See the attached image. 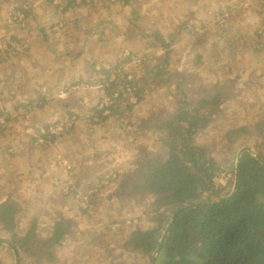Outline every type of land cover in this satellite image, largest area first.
Masks as SVG:
<instances>
[{
  "label": "rangeland",
  "instance_id": "rangeland-1",
  "mask_svg": "<svg viewBox=\"0 0 264 264\" xmlns=\"http://www.w3.org/2000/svg\"><path fill=\"white\" fill-rule=\"evenodd\" d=\"M5 1L7 2V0ZM10 1L12 0H9V6L14 7ZM88 1L90 2L91 0ZM111 1L113 0H106L105 6L108 2L112 3ZM50 4L52 6L51 0ZM116 4L119 7V11H122L121 14L127 11L120 27L113 30L118 38L122 35V42L117 43L114 49L117 56L107 57L108 59L104 58L102 47H98L92 53L89 52L91 56H89V62L86 64L88 68L83 74H81L82 70L79 68L72 71L70 77H67V84H72L71 79L93 84L88 86L85 89L86 91L80 90L76 93L70 90V94H74L72 98H82L80 108H76L77 111L71 114L72 117L60 116L53 120H47L39 125V127L41 126L39 130H37L39 127L31 126L24 131L21 125L16 122L17 124L14 129L9 131L2 130L0 132V189L2 185L11 189L10 193H12V197L17 202V197L24 194L29 196L30 192H24L28 187L32 189L34 196L35 189L32 185L36 183H39L38 189L42 197H52L56 194V190L60 192V185L59 188H54V181H51V179L43 178V182L45 183H40L42 175L36 172L38 169V157H40L39 152H45L47 148L44 146L39 151V142L32 136L35 137L36 133H44L38 137L43 138L45 143L48 144V140L55 132L64 139H70V136H66L65 131L61 128L62 124L66 121L72 120L80 126L81 122L75 118L79 117L80 120H85L90 124L92 120L91 116L94 115L91 111L97 106H105L104 103L109 101L108 99H103L104 89L107 86L102 83V80H104L102 70L104 68L109 70V66L115 63L117 57L121 64L123 61L121 53L125 51L124 57H126L133 50L137 53L139 61L147 55L151 63L157 60L162 67L161 77L155 82L156 88L162 91L158 96L150 97L142 109H136L137 111H135L134 115L137 119H141L144 115L149 114V111L152 109L159 120L173 117L175 107L181 101L184 94L185 84H178L175 89L181 94L171 96L168 100V94L164 91L165 87H162V85L158 87L159 83L167 81L166 73L171 76L172 73L183 72V69L187 68L188 71L186 72L185 79L189 83L197 79L192 88L205 90L200 96V98H204L218 94V87L226 81V77L237 79L239 74L249 67L250 73L246 72L244 74L248 76L246 79L247 83L248 85L251 83L258 85L260 89L258 87L250 89L248 86L245 88H239L236 85L230 86L233 92L231 99H229L231 102H228L226 107L220 110L219 114L213 119V125L204 132H201L196 140V144L199 147L208 149L209 156L215 159L217 167L220 170V176L219 178H215L212 190L203 196L201 202L204 203L229 197L234 188L237 154H239V151L243 148H251L264 158V147L257 149V145L263 143L264 139L256 134L254 127L257 122L264 121V33L262 39L257 35L264 32V22H262L263 18L255 13L262 10L259 0H116L114 5ZM68 6V2H65L61 9L54 7L58 18L51 17L50 21L52 25H56L53 27L55 35H53L54 37L50 41L53 49L61 48L67 43L65 37L62 36L65 32L62 26L63 23L59 21L67 20L69 24L78 22L81 26L72 31L81 37H86V33L88 32L82 22H86L88 29H92L87 16L78 14L77 17H72V13H64ZM11 7H7V10L5 9V16H3L4 12L0 8V22L2 21V24L5 22L3 18L6 17V20H10L9 16L12 14ZM228 10L233 11V14L236 15L232 19L234 25L232 27L225 26V29H223V27L217 24L216 20L221 17L220 13ZM67 15L69 16L64 19ZM95 18L96 22H98L102 17L97 16ZM55 19H58V21L55 22ZM23 22L25 21L23 20ZM80 30L84 32H79ZM206 32L208 33V41L203 46L204 51L202 52H206L207 50L216 52L217 60L221 64V71L218 75L211 71L214 67L215 58L200 52V55L205 59L200 63L196 59L195 51L191 47L195 41V36L200 37V33ZM143 33L148 36H144ZM157 35L166 44L171 43L172 50L169 52L170 61L167 65L165 64L166 56L159 38L156 37ZM96 36L102 44V33L97 32ZM210 38L212 40H209ZM233 39L237 40L239 44L227 42ZM76 40L79 41V39ZM213 41L216 42L217 49L214 47ZM112 50L113 45L109 47V51L111 52ZM14 59L15 55L10 57V59H0V91L6 92V90L12 89L18 93H20V90L23 92L22 69L25 58L17 61ZM138 60L133 64L134 69L139 65ZM102 61H108V63L102 64ZM197 61L199 62L198 64ZM192 64H197L199 67ZM95 65V69L100 72L98 75L94 73ZM124 68L129 71V65L124 66ZM87 70H90V72L86 73ZM45 74L46 72H43L42 74H35L33 76L37 77V84L41 83ZM135 75L141 77L143 70L140 67L137 68ZM132 79H134V76ZM217 79L221 81L217 82ZM140 84L142 85L143 81ZM153 85L152 83L151 86ZM39 86L35 89H33V85L26 86V88L31 87L30 93L33 94L38 91ZM65 96L61 93V97ZM114 98H118V95H115ZM86 101L87 104L85 103ZM184 101L189 102V104L192 103L191 97ZM165 103L167 105L164 107ZM0 104H4V102L0 101ZM0 109H2L1 105ZM11 116V118H15V116ZM96 121L102 122L101 119H96ZM82 133L77 135V141L85 139ZM157 139L151 130H143L138 144L141 148L146 149L151 157L165 160L168 157V151L164 146L160 145ZM99 142L100 140L94 146L95 151L90 152L88 156L93 157L92 155L97 151ZM52 143L53 139L50 145ZM66 145L58 141L55 146L58 148L51 154L41 157V160L46 161L48 171H50L51 163L55 167V170L62 174V176H59L60 180L63 182L67 181L66 184L71 186L69 175L72 171L71 164L75 163L74 161L79 164L85 152H73ZM70 146L73 147L71 144ZM234 152H238L235 156V162L229 165L232 153ZM111 154L120 155L118 152ZM41 160L39 161L40 163ZM124 170L114 168V172L119 175L117 183L110 184L102 189H100L102 182L100 183L99 177L95 175L96 173L89 177H83L84 180H89V187L92 186L95 189L101 190L102 209L98 208V210H100L101 215L104 214L106 217L105 221L102 222V219L100 221L89 220L84 225V220L80 214H77V207L72 202L73 198L69 199L68 201L70 202L66 204L73 213V218L68 221L73 233L79 227H81L82 231L87 228L89 234L93 237H98V233H100L102 245L97 248V251L86 249L78 252L77 250H71L72 245H67L64 242L61 248L55 250V262L45 260L39 263V259H37L38 254L32 255V259L22 260L21 258L19 259L18 253V264H146L149 260L144 257L138 259L139 257L129 251L128 248H125V246L132 231L148 229L149 226L145 227L149 224L148 218L156 212L151 207L154 200L150 196L135 198V195L132 194L124 193L123 195H119L121 185L118 183L125 177L123 175ZM1 197L2 195H0V199ZM74 197L79 200L77 196ZM48 203L47 201H41V205H37L32 201L28 202V214L30 211L37 210V213L46 215L47 220H52L53 216L57 213V208L55 207L53 214L51 212L47 214L49 210ZM119 204L123 205L121 209L116 214H112L111 217L108 216L110 209L115 210ZM178 210L176 209L174 213ZM123 216H126L127 219L122 218ZM121 223H124L129 228L117 232L118 229L115 228H118ZM109 226L114 231L108 232L107 230H110ZM0 264H16L14 254L12 252L8 254L7 251L0 249Z\"/></svg>",
  "mask_w": 264,
  "mask_h": 264
},
{
  "label": "trees",
  "instance_id": "trees-1",
  "mask_svg": "<svg viewBox=\"0 0 264 264\" xmlns=\"http://www.w3.org/2000/svg\"><path fill=\"white\" fill-rule=\"evenodd\" d=\"M47 1L50 3V0ZM61 1L69 4L64 13L72 6H79L80 8L86 6L84 0H80V3H76L77 0ZM113 1V3L108 2V4L114 5L116 0ZM259 3L262 10L255 13L260 15L263 18L262 22H264V0H259ZM233 13L230 10L220 13L221 17L216 20L217 24L223 29L225 26L232 27L234 25L232 19L236 17ZM239 16L241 15L239 14ZM9 17V23L15 26H21L24 23L21 18L24 21L27 19V15L20 9L13 10ZM59 22L63 23L65 32L62 36L67 40L68 31L64 24L65 21ZM54 26L56 25L54 24ZM51 30L52 32L44 35L46 40L49 36L50 38L54 37V28ZM263 33L257 34L260 39L263 38ZM143 35L148 36L145 33ZM207 35V32L200 33V37L196 35L195 41L191 45L195 51V57L200 63L203 60L200 52L204 51L203 46L208 41ZM156 37L161 42L166 56L165 64L167 65L170 61L171 43L166 44L161 37L158 35ZM116 39V36H111L107 41H115ZM7 40L0 37V44L4 46V49L0 51V59H10L13 55H15L14 60L16 61L26 58L30 51L28 39L10 37ZM213 43L217 49L216 42L213 41ZM236 43L239 42L236 41ZM124 55L125 51L121 53L123 58L121 64H113L109 66V70L105 68L102 70L104 74L102 83L107 86L104 89L103 99H108L111 105L102 111L98 109L99 106L94 108L91 111L94 113L91 119H101L102 123L108 126L119 125L123 138L126 140H130L132 135H140L143 130H151L158 138L160 145L168 151L167 159L153 160L147 150L144 149L135 157L133 168L124 167V173L128 176H125L118 183L121 185L119 195L132 194L135 195V198L150 196L154 200L151 207L156 212L149 217L150 227L143 231H133L128 240V244L132 246V249L128 248L129 251L137 255L138 259L144 257L149 260H146V264H152L153 256L160 247L174 211L201 202L203 196L212 190L214 180L220 173L215 159L209 156L208 149L199 147L196 140L201 132L213 125V119L220 110L226 107L228 102H231L229 99H231L233 92L230 86L234 84H230L228 87H219L218 94L201 98L195 103L189 104V102L184 101L179 107L176 105L173 117L168 119L159 120L155 116V111L150 110L153 115L152 122L155 125L151 129H147L145 121L132 119L128 114L143 107L150 97L158 96L162 91L155 86L156 80L161 77L162 67L157 60L151 63L147 55L139 61L137 53L133 50L126 57ZM136 60H138L139 65L134 69L133 64ZM197 64L192 65L197 66ZM127 65H129L130 72L124 68ZM139 67L143 70L141 77L135 75L136 69ZM95 68L96 65L94 66V73L100 74ZM133 76L134 79H132ZM165 76L167 77V73ZM79 81L75 86L93 85L89 82ZM141 81H143L142 85L140 84ZM152 83L153 86H151ZM144 86L147 89H144ZM256 87L260 89L258 85L249 88ZM41 92L43 93L41 100L34 102L33 105L31 103L24 106L21 90L20 95L16 90L11 89L8 92L1 90L0 101H3L4 104L0 105L5 111L0 115V120H3L4 114L10 115L7 111H10L18 120L28 117L31 114L29 108H35L36 104H38V108H43L44 94L46 93ZM115 95H118V98L115 99ZM172 96H176L173 90ZM132 98L135 99V103L131 101ZM106 111L109 113L105 115ZM7 120L9 119H4L5 122ZM3 127L5 126L0 123V132H2ZM254 127L256 134L264 139V121L257 122ZM52 139L54 141L56 138L50 137L48 144L45 143L42 146L50 149ZM136 141L132 145L140 146ZM261 147H264V142L257 145V149ZM98 155L95 152L93 157L89 156L87 159H96ZM78 165L80 166V164ZM86 167L80 166L83 174L78 176L75 175L74 163L71 164L72 171L69 173L71 186L58 178L63 186L61 187V195L66 199L73 198L84 216L91 218L98 213L102 194L100 189L106 188L110 184H116L119 175L114 172V168L107 165L109 170H105L102 166L100 174L94 172L99 177L100 183L102 182L100 189H95L86 185L88 179H83L86 176L85 172H88L85 170ZM87 191L89 192L86 193ZM74 196L80 197L79 200ZM22 212L23 209L20 204L10 197L0 206V227L11 236V243L18 249V252L27 246L30 247L33 239L35 243L33 246L36 245L39 250V253H36L39 263L45 260L55 262V250L63 246V238L67 234L64 231H68L65 222L60 224L61 227L58 232L55 231L51 237L44 240L40 238L37 223L34 220L28 225V232L23 238H20L17 228ZM123 227L127 226L121 223L115 229L119 230ZM112 230L113 228L107 231L111 232ZM154 264H264V166L251 154L245 153L240 166V185L235 196L224 202L199 206L179 214Z\"/></svg>",
  "mask_w": 264,
  "mask_h": 264
},
{
  "label": "crops",
  "instance_id": "crops-1",
  "mask_svg": "<svg viewBox=\"0 0 264 264\" xmlns=\"http://www.w3.org/2000/svg\"><path fill=\"white\" fill-rule=\"evenodd\" d=\"M84 1L86 3L85 7L80 8L79 6L76 7L72 6L65 13H69V12L70 14L72 13V17H77L78 14H83L84 16H87L89 20V24L92 29H88L87 23L82 22L83 26L86 28V31L88 32L86 33V37H81L72 31L75 28H79L81 25L78 24V22L73 23L74 25L69 24V22L65 20V26L68 31L67 43L65 46L61 48L53 49L50 44L52 37L50 38L49 36L48 40H46L44 35H47L50 32H52L51 29L54 27V25H52V23L50 22L51 17L58 18V16L55 14L56 11L54 7L51 6V4L47 0H12L10 1V3L13 4L14 7L9 6V0H7V2L5 0H0V8H2L4 12L3 16L6 15L5 9L7 10L8 9L7 7H11L12 9L11 11L20 9L24 11V14L27 15V19L21 26H15L13 24H10L9 20H6L7 19L6 17L3 18L5 22L3 24L1 23L2 21L0 22V37L5 38L6 41H8L7 38L10 37L26 38L30 42V51L25 58V62L22 69V75H23L22 103L24 104V106L31 103L33 105L34 102L41 100V95L43 94L41 91L46 93L44 94L45 96L44 107L38 108V104H36L35 108H29L31 114H29L27 120L25 117V120L28 122V124H31L34 127H39V125L44 123L45 121L56 119V117H60V116L72 117L71 114L73 112H76L77 110L76 108L77 107L80 108V101L82 99L81 97L72 98V95L74 94H67L65 97H61V93L65 95V93L68 90H72V88L78 87L75 85H77L78 82H80L79 80L75 81L74 79H71L72 84H67L68 83L67 77H70L71 72L74 71L75 69L81 68L82 70L81 74L85 72V70L88 68L86 64L89 62V56H91L89 52L92 53L94 49L98 47H102V55L104 58L114 55L117 56V54L114 52V49L116 48L117 43L122 42V35H120L118 38V36L115 35V32L113 30H115L117 27H120L122 21L126 16L127 11L121 14L122 11H119V7L117 4L116 5L107 4L105 6L106 0H91L90 2L88 0H84ZM111 2L113 3L114 1ZM69 15L65 16L64 19L67 18ZM97 16L102 17L101 20L98 22H96V18H95ZM57 21L58 19H55V22ZM84 31L80 30L79 32H84ZM97 32L102 33V37H103L102 44L98 41V38L96 36ZM110 35L116 36L117 39L115 41H107L111 37ZM76 39H79V41H77ZM236 41L237 40L233 39L227 42L233 44L236 43ZM111 45H113V50L110 52L109 47H111ZM202 53L206 55H211V57L215 58L214 67L211 71H213L216 75H218L221 71V64L217 60L216 52L207 50L206 52H202ZM202 59H204V57H202ZM103 63L107 64L108 61L107 62L102 61V64ZM114 64H120L118 57ZM185 69H183L184 73L182 74L184 77L186 75ZM89 71L90 70H87L86 73ZM43 72H46V74L44 75L41 83L37 84V77H33V76L35 74H42ZM246 72L250 73L249 67L244 71H242L237 79H231L229 77H226V81L224 83H221L220 87H228L230 84H234L239 88L254 86L255 84L253 83L248 85L246 80L248 76L244 75ZM172 75H175V73H172ZM216 81L219 82L221 80L217 79ZM32 85H33V89L38 88V86L40 85L38 91L33 94L30 93L31 87H29L28 89L26 88V86H32ZM8 91L9 90H6V92ZM204 92L205 90H201L198 88L195 96L191 97L192 102L195 103L197 102L198 99H201L200 96ZM85 103L87 104V101ZM4 111L5 110L3 108L0 109V115H2ZM75 118L79 122H81V125L83 126L88 124L87 121L80 120L79 117H75ZM60 142L62 144H67L66 146L70 147L71 151L73 152L83 151L86 145V142L84 140L75 142L76 145L78 146L74 148L71 147L70 144L74 145L75 143L69 139L62 140ZM57 143L58 141L54 140L53 143L50 145V149H47L45 152H39L40 157H38V169L36 172L42 175V179L40 183L43 182V178L51 179V181H54V178H58L59 176H62L60 172H57L55 170V167L50 162H49L50 171H48V169L46 168V161L41 160L42 159L41 157L51 154L52 152H54L55 149L58 148L55 147ZM43 147L44 146H39V151ZM237 153L238 152L232 153V157L229 162V165L235 162V156ZM103 156L105 155L102 149V156L98 155L96 156V159L95 158L87 159L86 162L87 167L85 168V170L88 171L85 172V175L87 177L94 174L95 171L96 173L100 174V168L102 166H104V169L107 170L108 169L107 165L110 168H118L120 170L124 169V167L129 169L131 168L136 157L135 156L131 159L126 160L121 154L119 156L110 154L108 156H105V158H103ZM40 160L41 163L39 162ZM74 162H75L74 165L76 167L75 175L78 176L82 175L83 170L80 168V166L76 161ZM123 175H125L126 177L128 176L126 173H124ZM219 176L220 173L217 175V178H219ZM66 182L67 181H65L64 183ZM88 182L89 180L86 182V185H88ZM44 183L45 182H43V184ZM32 187H34L35 189L34 196L32 189L28 187L24 192H30L29 196L24 194L17 197V200L23 209V212L19 216V226L17 228L18 234H20L19 235L20 238H23L24 235L28 232L27 230L28 225L34 220H36L37 223L38 234L40 238L44 240L51 237L55 231L58 232V229L61 227L60 224L62 222H65L68 231H64L67 234L64 236L63 241L67 245H72L71 250H77L78 252H82L86 249H91L93 251H97V248L100 245H102V238L100 237V233H98V237H93L89 234V230L87 228H85L84 231H82L81 227H79L75 233L72 232V229L68 224V221L73 218V213L71 209H69L68 206L66 205L67 203L70 202L68 200L71 198L66 199L64 196H62L61 188L56 187L53 183V187L59 188L60 192L55 189L56 194L54 196L42 197L41 192L38 189L39 183L32 185ZM10 191L11 189H8L4 185H2V188L0 189V195H2L0 199V206L4 204L10 197L14 198L12 197L11 195L12 193H10ZM30 201L36 203L37 205H41V201H47L49 202L48 203L49 210L47 211V214H49L50 212L53 214L55 207L57 208V213L54 216L52 215L53 216L52 220H47L46 218L47 216L41 213H37V210L30 211V213L28 214L29 206L27 203ZM72 202H74L75 206L77 207V214H80L81 218L84 220V225L86 222H89V220L100 221L102 219V222L105 221L106 217L104 216V214L101 215L100 210H98L97 215L88 218L84 216L79 206L77 205V202L74 199ZM99 203H100L99 208L102 209V197ZM119 209H121L119 206L115 210L110 209V211L108 212V216L111 217L112 214H116L119 211ZM122 218L127 219L126 216H123ZM148 219L150 224V218ZM149 224H147L145 227L147 226L150 227ZM128 228L129 227H123L119 229L117 232H120L122 230L124 231ZM131 233L129 239L131 238ZM3 243H9L12 245L11 236L2 227H0V249L3 251H7L8 254H10L11 252L13 253L12 249L4 245ZM33 244L35 243L34 240L32 239V244L30 247L27 246L23 250H19L18 252L19 259L20 258L22 260L30 259V258L32 259V255L34 254L36 255V253H39L38 248L36 247V245L33 246ZM130 247L132 246L129 245L127 241L125 248H130Z\"/></svg>",
  "mask_w": 264,
  "mask_h": 264
},
{
  "label": "bare ground",
  "instance_id": "bare-ground-1",
  "mask_svg": "<svg viewBox=\"0 0 264 264\" xmlns=\"http://www.w3.org/2000/svg\"><path fill=\"white\" fill-rule=\"evenodd\" d=\"M188 71V69H185V73ZM184 72H179L176 73L175 75H171L169 76L167 74V81L166 82H162V84H158L162 85V87H165L164 91L168 94V100L171 98L172 96V90L180 83H184V94L182 95L181 101H179L177 103V105H180L184 102L185 99L190 97H194L195 94L197 93V89L192 88V85L196 83V80L190 81V83L188 82V80L185 79V77L182 75ZM186 82V83H185ZM168 84V85H166ZM188 84V85H187ZM161 87V88H162ZM144 89H147L146 86L143 87ZM159 90V88H158ZM167 105V103L164 104V107ZM138 109H142V107L138 108ZM79 110V109H78ZM77 111V110H76ZM135 111H137L136 109L133 110L130 114L132 119H137L134 115ZM152 112L149 111V114L144 115L141 119L143 121L146 122L147 124V129H151L152 126H154L155 124L152 122ZM19 120V119H18ZM20 121V120H19ZM128 122V121H127ZM61 128L63 129V131H65V135L66 136H70V139L72 142H77V135L81 134V132H83V136H84V141L86 142L85 148H84V155H83V159H81L80 161V166H86V159L88 156V154L94 150V146L95 144L100 140L99 145L97 147V153L102 156V149L104 151V155L108 156L113 152H118L121 155H123V157L127 160V159H131L135 156H137L141 151L144 150V148H141L140 146H133L132 143L134 141H136L137 139L140 140V135L136 134V135H132L130 140H126L123 138V134L122 131L118 126H108L105 124H102V122L100 123V121H92L90 122V124H87L85 126L83 125H78L75 122H73L72 120L70 121H66L64 124H62ZM87 129V130H86ZM54 136V138H56L55 140L57 141H62V140H66L60 136L57 135V133L55 132L52 137ZM101 137V139H100ZM138 140L136 142H138ZM80 141V140H79ZM73 147H77L78 145L74 144L72 145ZM87 153H86V151ZM152 159L154 160L155 158L152 157ZM89 191H87L86 193H88ZM80 198V197H78ZM121 206L123 205H119V207L121 208ZM84 209H86L85 206H83Z\"/></svg>",
  "mask_w": 264,
  "mask_h": 264
},
{
  "label": "water",
  "instance_id": "water-1",
  "mask_svg": "<svg viewBox=\"0 0 264 264\" xmlns=\"http://www.w3.org/2000/svg\"><path fill=\"white\" fill-rule=\"evenodd\" d=\"M245 153H249L251 154L258 162H260L263 166H264V158L258 154L257 152H255L254 150H252L251 148H244L242 149L239 154H238V157H237V165H236V173H235V182H234V188H233V191L231 193V195L229 197H226V198H220V199H215V200H211V201H208V202H200V203H193V204H190V205H187L183 208H180L178 211H176L172 218H171V221L167 227V230L162 238V241L160 243V247L158 249V251L154 254L153 256V259H152V264L155 263L158 255H159V252L161 251L162 247L164 246L165 242H166V239H167V236L169 235V233L171 232L172 230V227L178 217L179 214H181L182 212L184 211H188V210H192L196 207H199V206H204V205H210V204H215V203H220V202H224V201H227L229 199H231L232 197L235 196V194L237 193L238 189H239V185H240V166H241V161H242V157ZM4 245L10 247L15 255V259H16V264H18V251L17 249L12 246L11 244L9 243H3Z\"/></svg>",
  "mask_w": 264,
  "mask_h": 264
},
{
  "label": "clouds",
  "instance_id": "clouds-1",
  "mask_svg": "<svg viewBox=\"0 0 264 264\" xmlns=\"http://www.w3.org/2000/svg\"><path fill=\"white\" fill-rule=\"evenodd\" d=\"M72 91H73V88H72ZM84 91V90H83ZM173 91H174V94L175 95H177V94H181L179 91H177L175 88L173 89ZM71 93V91L70 90H68L66 93H65V95H67V94H70ZM76 93H78V92H76ZM104 109V108H103ZM102 109V110H103ZM9 113H10V115H12L11 114V112L9 111ZM109 112L108 111H106L105 112V115L106 114H108ZM10 115L9 114H4V116H3V120L4 119H9V120H7V122H6V125H5V127H3L2 128V130H6V131H9V130H11V129H14L15 128V125L17 124V123H19L20 125H21V127H22V129L25 131V130H27V128H30L32 125L31 124H28V122L26 121L27 120V117H26V120H25V117H23V118H21V119H19V120H17L16 118H11L10 117ZM9 117V118H8ZM10 119H12V120H10ZM93 121H96V118H94V119H92ZM17 122V123H16ZM8 124H12V128H8ZM40 128V127H39ZM38 128V129H39ZM37 129V130H38ZM42 134H40V133H37L36 135H35V137L34 136H32L33 138H35V139H37L38 140V142H39V146H42L44 143H45V140L43 139V138H40V137H38V136H41ZM131 168H133V164H132V166H131ZM55 179H58L59 180V178H54V180ZM54 185L57 187L58 185H60V187H63L60 183H57V184H55L54 183ZM198 203H200V202H198ZM16 248V247H15Z\"/></svg>",
  "mask_w": 264,
  "mask_h": 264
},
{
  "label": "built area",
  "instance_id": "built-area-1",
  "mask_svg": "<svg viewBox=\"0 0 264 264\" xmlns=\"http://www.w3.org/2000/svg\"><path fill=\"white\" fill-rule=\"evenodd\" d=\"M77 2H81L80 0L79 1H77ZM51 3H52V5L53 6H55V7H57V8H59V9H61L62 7H63V2L61 1V0H51ZM22 17V16H21ZM21 20L23 21V19L21 18ZM4 49V46L2 45V44H0V51H2ZM88 88V86H86V85H80V86H78V87H76V88H73V91H75V92H78V91H80V90H85V89H87ZM131 101L133 102V103H135V99L134 98H132L131 99ZM101 103H102V101H101ZM104 105L105 106H100L98 109L100 110V111H102V109L103 108H107V107H109L110 105H111V103H110V101H106L105 103H104ZM0 123H1V125H3V126H5L6 125V122L4 121V120H0ZM8 128H12V124H8ZM28 129V128H27ZM40 129V128H39ZM38 129V130H39ZM37 131V130H36ZM37 134V133H36ZM40 134H44V133H40ZM58 179H55L54 180V183L55 184H57V183H60V181L58 180ZM61 184V183H60ZM94 217V216H93Z\"/></svg>",
  "mask_w": 264,
  "mask_h": 264
},
{
  "label": "flooded vegetation",
  "instance_id": "flooded-vegetation-1",
  "mask_svg": "<svg viewBox=\"0 0 264 264\" xmlns=\"http://www.w3.org/2000/svg\"><path fill=\"white\" fill-rule=\"evenodd\" d=\"M53 6V5H52ZM53 7H55V6H53Z\"/></svg>",
  "mask_w": 264,
  "mask_h": 264
}]
</instances>
